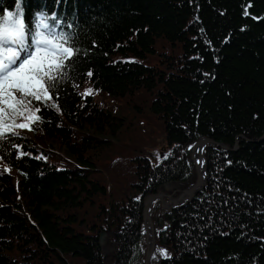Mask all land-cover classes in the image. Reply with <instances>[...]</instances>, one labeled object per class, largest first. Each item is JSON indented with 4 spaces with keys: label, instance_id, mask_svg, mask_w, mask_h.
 I'll list each match as a JSON object with an SVG mask.
<instances>
[{
    "label": "trees",
    "instance_id": "obj_1",
    "mask_svg": "<svg viewBox=\"0 0 264 264\" xmlns=\"http://www.w3.org/2000/svg\"><path fill=\"white\" fill-rule=\"evenodd\" d=\"M17 2L0 0V14ZM21 7L26 22L64 17L57 31L70 35L80 59L53 99L33 101L41 119L31 130L14 128L0 145V264H144V200L195 182L189 150L203 138L240 145L209 144L198 193L168 211L150 208L155 243L167 254L157 264H264V0ZM157 41L178 53L159 55ZM153 54L157 64L148 62ZM95 95L132 101V119ZM157 121L164 134L155 154L106 159L136 128L153 134Z\"/></svg>",
    "mask_w": 264,
    "mask_h": 264
},
{
    "label": "snow or ice",
    "instance_id": "obj_2",
    "mask_svg": "<svg viewBox=\"0 0 264 264\" xmlns=\"http://www.w3.org/2000/svg\"><path fill=\"white\" fill-rule=\"evenodd\" d=\"M21 3L18 0L15 12L0 14V145L7 142L6 134L11 139L14 128L31 130L30 124L41 119L37 115L41 104L31 107L33 101L53 99L80 59L79 52L69 44L70 35L57 31L64 17L39 13L26 22ZM88 75L93 73L89 71ZM91 92L89 89L85 95ZM9 115L12 122L5 119ZM18 117L26 122L16 123Z\"/></svg>",
    "mask_w": 264,
    "mask_h": 264
},
{
    "label": "rangeland",
    "instance_id": "obj_3",
    "mask_svg": "<svg viewBox=\"0 0 264 264\" xmlns=\"http://www.w3.org/2000/svg\"><path fill=\"white\" fill-rule=\"evenodd\" d=\"M164 50L166 53H171L172 55H176L178 53V46H173V48L170 47V45L166 44L163 41H157L156 46H155V52H157L160 55V52ZM153 57H150L148 62L150 64H157L158 63V56L154 54L152 55ZM132 96L131 98H134ZM141 97V96H140ZM96 102H100L102 104H105V108H107L111 113H113L116 116L119 117H125L127 119H132L133 112L130 108L131 102H127V99H122V100H116V105H113V101L111 98L106 97L105 95H95ZM130 99V98H129ZM123 101H126L128 104L124 105ZM145 105L148 104V102H144ZM143 110L146 111V107L142 106L141 107ZM141 120V119H140ZM142 125H144L143 122H141ZM134 125V124H133ZM153 127H154V132L152 134V131L149 128H146L144 126H140V128H136V130L133 132V135L130 133L128 137H125L124 140H122L119 144H123V148L121 150L117 149L116 152L114 150V146L111 148L109 152L106 153L107 158L106 159H111V158H120L121 156H127L128 159L140 157L141 154H148V152L155 154L159 150V143L155 142L157 139H160L161 134L163 133V130H161L160 124L157 122H153ZM152 140L155 142L153 144H150ZM119 141V140H118ZM114 142V145L118 142ZM198 142V141H197ZM195 144V143H194ZM193 144V145H194ZM164 149L166 148L167 144H164ZM192 145V146H193ZM191 146V147H192ZM50 148L55 150V146L52 147L50 145ZM191 153V149L189 151ZM126 157V158H127ZM191 157V154H190ZM194 159L196 160L195 154H194ZM192 160V158H191ZM193 161V160H192ZM203 161L205 162V158L203 157ZM194 163V161H193ZM104 165H108V162H105ZM195 165V163H194ZM106 168V167H105ZM195 172H196V180L194 183L188 185L187 187H182V188H176L172 185H167L163 190L159 191L157 195H161V199L154 200L152 202V205L150 206L151 210L152 208H159L161 210H171L172 208H175L177 206L183 205L187 202L182 200V196L184 195V190L190 189L193 187L196 182H197V168L195 165ZM129 174V173H127ZM99 175V174H95ZM99 178L103 181L104 180V175H100ZM122 185H127L125 182ZM126 192V188L123 187L121 189L118 188V191L115 192L118 196ZM151 210L149 209L148 214L145 216L144 215V224L146 226V229L144 230V238L145 242L147 240L148 244L153 240V251L152 254H155L156 256V262L155 264L158 263L159 258H163L164 255L162 253H165V250L161 248L159 245L155 243V237H154V232H153V222H152V217H151ZM146 233V235H145ZM151 235V236H150ZM151 238V240L149 239ZM150 241V242H149ZM110 250V253L112 251V247H108ZM149 249V247H148ZM147 251V248H146Z\"/></svg>",
    "mask_w": 264,
    "mask_h": 264
},
{
    "label": "bare ground",
    "instance_id": "obj_4",
    "mask_svg": "<svg viewBox=\"0 0 264 264\" xmlns=\"http://www.w3.org/2000/svg\"><path fill=\"white\" fill-rule=\"evenodd\" d=\"M203 139H208V138H203ZM203 139H201V140H203ZM241 139V138H240ZM243 140H245V139H247V138H245V137H243L242 138ZM201 140H199L198 142H195V144L192 146V147H190V149H191V153H193V154H195V157H196V163H197V161L199 160V161H202V164H198V168H199V171L201 172L200 173V177H199V180H198V184H197V186H196V188H200L201 186H202V184H203V182H204V178H205V173H206V163L203 161V157H204V152H205V149H206V145H204V144H202V143H199ZM209 140H212V139H209ZM246 141V140H245ZM247 141H249V139H247ZM215 142V141H214ZM237 142H239V145H240V141L238 140ZM237 142H236V144H237ZM220 143H216L215 142V144H212V145H219ZM236 144H235V146L233 147V148H230V147H228V146H226V145H223V144H221V145H223V146H225V147H227V148H229V150H227V149H225V148H222V147H220V148H222V149H224V150H226V151H233L234 150V148L236 147ZM219 147V146H218ZM238 148H239V146H238ZM237 148V149H238ZM236 149V150H237ZM235 150V151H236ZM190 151V150H189ZM191 194H192V191H190V192H188V193H184V195L182 196V200L183 201H186L190 196H191ZM155 200H157V199H155ZM154 200H153V198H151V199H149L148 200V202H147V207L145 208V212H144V215L146 216L147 214H148V212H149V209H150V206L152 205V202H153ZM151 236V235H150ZM150 240H151V238H149ZM150 242V241H149ZM153 248H154V245H153V240L149 243V257H148V259H147V264H155V262H156V256H155V254H152V251H153Z\"/></svg>",
    "mask_w": 264,
    "mask_h": 264
},
{
    "label": "water",
    "instance_id": "obj_5",
    "mask_svg": "<svg viewBox=\"0 0 264 264\" xmlns=\"http://www.w3.org/2000/svg\"><path fill=\"white\" fill-rule=\"evenodd\" d=\"M245 140L247 141V139H245ZM199 143H202V144L206 145V147H207L209 144H215V142H214L213 140H209V139H203V140H201ZM218 146H219V147H222V148H225V149H227V150H229V148H227V147H225V146H223V145H221V144H219ZM238 146H239V142H237L236 147L234 148V150H236V149L238 148ZM190 154H191V158H192V160L194 161V163H195V165H196L198 178H197V182H196V184H195L193 187H191L190 189L184 190V193H188V192L192 191V194H191V196L187 199V201L191 200V199H192V198L198 193L199 189H200V188L204 185V183H205V179H204V182H203L202 186H201L200 188H196V186H197V184H198V180H199V177H200V173H201V172L199 171L198 164H197L196 161L194 160V154H193V153H190ZM151 198H153V200H155V199H161V195L150 196V197H147V198L144 200V210H143V215H144V212H145V208L147 207V202H148V200L151 199ZM145 229H146V226H145V224H144V230H145ZM145 235H146V233H145ZM146 245H147V251H146V257H145V262H144V264H147V259H148V257H149V253H150V252H149V249H148L149 244H148L147 240H146Z\"/></svg>",
    "mask_w": 264,
    "mask_h": 264
}]
</instances>
